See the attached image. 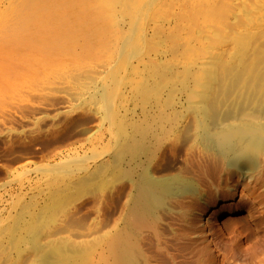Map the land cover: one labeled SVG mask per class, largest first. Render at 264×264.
Masks as SVG:
<instances>
[{"label":"rangeland","instance_id":"1","mask_svg":"<svg viewBox=\"0 0 264 264\" xmlns=\"http://www.w3.org/2000/svg\"><path fill=\"white\" fill-rule=\"evenodd\" d=\"M263 4L0 0V264H115L113 245L135 184L191 179V160L221 151L204 137L208 131L260 132ZM255 10L259 22L250 19ZM248 20L263 26L254 45H244L242 63L224 57L216 72L196 67L207 48H234L233 34ZM137 139L143 154L135 155ZM261 144L250 143L258 166L249 178L220 162L197 191L186 179L184 187L174 184L180 188L158 209L160 232L188 234L200 251L187 264H264ZM242 194L256 204L254 230L220 237L246 260L217 248L201 221L205 209Z\"/></svg>","mask_w":264,"mask_h":264},{"label":"bare ground","instance_id":"2","mask_svg":"<svg viewBox=\"0 0 264 264\" xmlns=\"http://www.w3.org/2000/svg\"><path fill=\"white\" fill-rule=\"evenodd\" d=\"M242 3L243 2H240V4H242ZM244 5H246V4H244ZM259 6H260V4H259ZM244 10L245 9H243L242 11H244ZM262 10L264 11V4L261 7V12H262ZM243 15H244V13H243ZM260 16H261L260 13L255 10L254 16L250 19L258 21L261 18ZM250 21L248 22V26H249V24H251V26L253 28L251 26L250 27L246 26V28L238 29L233 34L234 36L232 37L233 38L232 40H234L233 42H235V44H236V46L234 48H230V49L227 48L226 49V47L224 45L211 47L210 49L207 48L202 55L200 54L201 56L199 57V60H198L199 63L197 64L196 67H198V66H200L198 68H201V67L204 68L205 67V69L207 67V68H210V70L213 67H215L212 70L216 69V71H217V68H216L217 65L215 66V62L216 61L218 62L220 59H222L224 57H227L230 59V60H228L227 64H229V63L231 64V62L233 64L232 60H234V59H239L238 62L242 63L244 61L243 59L247 53V51L245 49L247 48V50H248V47L245 48L244 45L251 47V45H250L251 43H249V45H248V42L253 43V40L256 38V36H255L257 34L256 32L258 30H260L259 26H261V28H262V26L264 24V21H263L262 25H259V23H258L259 26L255 25V26L259 27V29L257 30L258 27H254L252 25L254 23L253 22L250 23ZM255 23L257 24V22H255ZM260 33H261V31H260ZM34 36L36 38H41L43 36V34L35 33ZM260 36L261 35H259L258 37H260ZM256 40H258V39H256ZM240 41H242V43H243V41H245V42H247V44L244 42L245 44L241 43L244 47L242 45H241L242 47H240V45L237 46V44H240ZM259 43H257V44H259ZM253 45H254V43L252 44V46ZM259 45H263L260 47L264 49V43L259 44ZM250 47H249V49H250ZM256 47H257V45H256ZM263 49H259V50H263ZM247 56H246V59H247ZM217 62H216V64H217ZM239 66H241V64H239ZM199 71H200V69H199ZM208 72L211 73V71H208ZM240 72H241V70H240ZM209 73H207V74H209ZM236 73H237V71H236ZM238 74H239V72H238ZM214 75H215V73H214ZM206 76H208V75H206ZM208 77L210 78V76H208ZM208 77H206V80ZM211 77L216 78L217 76L213 77V74H212ZM209 82H210V80H209ZM204 86L202 85V87H204ZM206 86H208L207 83H206ZM209 93H211V92H209ZM204 96H205V94H204ZM204 96H203V99H205ZM206 96L208 97L209 95L206 94ZM206 103H207V100H206ZM205 106H207V105H205ZM36 110H38V109H36ZM41 111H42V109H41ZM204 113H207V112H203V116H204ZM206 116H204V117L206 118ZM12 117H14V116H12ZM12 117L10 119H12ZM253 118H252V120H254ZM255 118H256V116H255ZM259 118H260V115H259ZM206 120H207V118H206ZM255 120H254V122H255ZM258 121H260V120H258ZM206 124L207 123L205 122V125ZM244 126H245V124H244ZM262 126L263 127H261V124H260L261 129H259L260 132L258 131V133L254 131L255 129L253 127L252 128L254 130L251 128H246V126H245V128H243V129H234L233 128V129H228V131L224 130L225 132H223L219 137L217 135L216 136L210 135V131H208L206 134H204L205 138H207L208 140H211L213 142L214 149H215V146H217V147H219V149L221 148V151H218V154H216L218 156L216 158H213V159L211 158L208 161L206 159H203V158L201 160H199L198 162L196 161L197 159L191 160V162L188 161L189 163H191L192 168H196L195 169V175H197L196 173H198V175L195 177V179H193V177L195 175H193L194 174L192 172L193 170L189 169L193 173L192 174L190 172L189 177L193 176L191 178L193 180L185 178L186 180H188L187 182L190 183V184L187 183V185L189 184L188 189L189 190H196L198 188L197 186L201 185L204 181L203 180L204 179L203 175L205 176L204 172H208L211 169H213L214 167L220 165V162L229 168H236L235 170H237V172L241 173V176L243 179H244V177H246V179L249 178L251 171L256 169L258 166L255 158H252L253 148H252V146H250V143H251V141L258 140L259 142L264 144V125L262 124ZM141 141H140V139H137V140H134V142L132 143V144H135L136 146H138L137 147L138 149L136 148V150H134V152L136 151L135 155H137L141 151L145 150V149H143V146H142L143 142H141ZM263 144H261L262 147H263ZM263 150H264V148H263ZM141 154H143V153L141 152ZM194 166H196V167H194ZM189 170H187V171H189ZM196 170H198V172ZM145 174H147V173L145 172ZM143 175H144V173H143ZM149 175L150 174H148V176ZM178 177H177V179L163 180V181H160V180L157 181V179L154 180L153 178L146 177L143 180V184L141 183L142 187L140 185L138 187V185L136 186V184H135L136 190L134 189L135 192H134L133 196L131 197V199L129 200V206L127 209H125L123 211V214H122L123 217L121 218L122 219V228L120 230V244L118 243L119 242V240H118V242L113 245L114 246L113 258H114L115 264H187V263H189V261L193 260L192 258L195 255L198 256L200 251L197 250V247H195L192 242H189L190 241L189 239H191V238L188 237V234L168 236V235L161 233L159 230V225L157 222L158 220H157V216H156L158 209L166 203L168 198H170L173 194H175L173 192V189L175 190V188L179 187L177 185H180V187H181V186L186 184L185 179H183L182 177L181 178H178ZM139 181H138V183H139ZM174 184H177L176 185L177 187H174ZM187 185H186V187H187ZM205 210H204L205 211L204 214L201 215L202 216L201 221L205 222L204 225L206 226V229H205L206 234L211 237L213 244L215 246H217V248H219L220 250L224 251L225 253L231 254L232 257L234 256L236 258H239V260H246L247 255H245V253L242 250L231 248L230 245L225 244L223 242V240H221L222 238L220 236L222 234H226V233L231 234L233 232H238V233L241 232L240 234H242L244 231L247 232L248 230L249 231L252 230V228L254 226L253 218L255 217V214L257 212L256 204L248 196L242 194V196L239 198L238 201L235 200L233 202L230 200H224L223 199V200H221L219 205H217V207L213 208V210L210 208L205 209ZM165 222H167V221H165ZM203 222H202V225H203ZM204 225H203V227L205 228ZM176 226H178V225H176ZM253 230H254V228H253ZM251 233L253 234L254 232H251ZM233 234H235V233H233ZM198 236L199 235H195L196 238ZM187 238H189V239H187ZM195 244H196V242H195ZM197 246H199V245H197ZM259 249L261 250V248H259ZM191 264H193V263H191Z\"/></svg>","mask_w":264,"mask_h":264}]
</instances>
